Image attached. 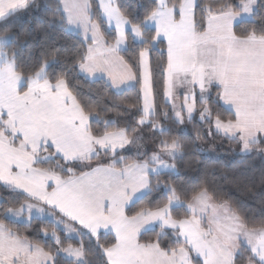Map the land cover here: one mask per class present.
<instances>
[{
	"label": "snow or ice",
	"instance_id": "snow-or-ice-1",
	"mask_svg": "<svg viewBox=\"0 0 264 264\" xmlns=\"http://www.w3.org/2000/svg\"><path fill=\"white\" fill-rule=\"evenodd\" d=\"M210 139L264 158V0H0V264H264V193L174 179Z\"/></svg>",
	"mask_w": 264,
	"mask_h": 264
},
{
	"label": "trees",
	"instance_id": "trees-1",
	"mask_svg": "<svg viewBox=\"0 0 264 264\" xmlns=\"http://www.w3.org/2000/svg\"><path fill=\"white\" fill-rule=\"evenodd\" d=\"M37 25H40L42 30H37ZM13 30L17 33L31 34L28 44L35 49L34 55H39L45 45L66 46L67 37L55 27H50L47 17L41 12L20 16L16 20ZM28 44L23 45L25 53L28 52ZM82 90L87 94L86 86ZM189 129H191V125H189ZM190 134L194 133L190 132ZM197 145L199 146V142ZM146 146L151 147L150 144ZM177 168L178 173L174 177L177 182L189 178H200L214 182L226 194L243 201L248 208L253 209L259 216L260 204L258 201L261 194L264 193V189L259 186V178L261 172H264V158L255 154L248 157L224 155L219 158H211L190 148L185 158L177 162ZM225 174L231 179L226 180ZM237 177H247L248 179L244 184L237 185L232 182ZM246 185L252 187L253 191L250 192ZM0 195L8 196L9 193H0Z\"/></svg>",
	"mask_w": 264,
	"mask_h": 264
},
{
	"label": "rangeland",
	"instance_id": "rangeland-1",
	"mask_svg": "<svg viewBox=\"0 0 264 264\" xmlns=\"http://www.w3.org/2000/svg\"><path fill=\"white\" fill-rule=\"evenodd\" d=\"M199 147L205 149V151H202V153L211 158H219L224 155H229L231 157L238 156V155H234L232 152L229 151V149L234 146L230 145L227 141L222 139H216V140L210 139V142L208 143L199 142ZM213 148L215 149V151L211 150Z\"/></svg>",
	"mask_w": 264,
	"mask_h": 264
}]
</instances>
